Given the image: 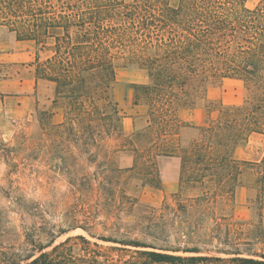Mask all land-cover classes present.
I'll use <instances>...</instances> for the list:
<instances>
[{
    "label": "trees",
    "instance_id": "obj_1",
    "mask_svg": "<svg viewBox=\"0 0 264 264\" xmlns=\"http://www.w3.org/2000/svg\"><path fill=\"white\" fill-rule=\"evenodd\" d=\"M247 1L0 0V26L17 39L34 40L36 61L39 51H50L37 63L36 76L55 83L52 103L64 113L61 121L45 123L42 129L54 130L61 148L68 130L86 151L92 146L104 150L109 135L117 140L115 150L133 153L130 167L109 159L103 161V169L87 173L84 187L78 189L80 215L66 217L65 227L52 233L48 243H31L22 249L24 254L7 253L4 264H264V252L201 247L192 241L202 227L194 209L234 202L240 184L258 191L250 221L259 228L258 238L264 236V157L256 162L235 156L251 134H264V0L253 7ZM120 58L148 72L147 82L134 85L137 109L130 134L123 133L115 95ZM225 78L243 82L241 103H220L216 116L207 107L200 125L181 119L182 109L199 105L209 84ZM186 128L197 134L183 141L181 131ZM171 156L181 161L178 187L172 201L165 199L159 213L149 217L157 226L149 233L152 239L123 235L119 217L123 209L129 211V203L126 207L120 197L129 201V175L135 180L133 192L145 186L161 188L158 161ZM12 200L16 208L18 203ZM138 201L133 195L131 207ZM111 203L115 209L106 211L105 205ZM181 213L184 217L177 225ZM184 223L187 230L181 231ZM75 229L121 247L103 246L82 233L53 245L59 235ZM77 241L79 255L74 253ZM116 250L122 254L114 257ZM124 253L131 255L126 258Z\"/></svg>",
    "mask_w": 264,
    "mask_h": 264
},
{
    "label": "rangeland",
    "instance_id": "obj_2",
    "mask_svg": "<svg viewBox=\"0 0 264 264\" xmlns=\"http://www.w3.org/2000/svg\"><path fill=\"white\" fill-rule=\"evenodd\" d=\"M256 3L257 0L247 1V5L250 7L255 6ZM2 30L3 34H7L8 29L6 27H2ZM116 46L121 47L120 44ZM49 54L50 51L48 50L39 51L38 61L35 58L32 63L35 74L37 63L44 61ZM23 69L25 70L24 65ZM12 71L7 66L0 65V72L5 74L6 77ZM116 74L115 95L122 114V120L125 117L129 120L130 117L133 131L135 128L133 115L135 109H137L133 101L134 85L147 82L148 72L146 68L120 58L117 61ZM39 79L40 81L37 82L35 87V94L37 95L35 110L30 115L7 126L6 129H0V264H4L3 262L6 261L7 253L24 254L25 251L21 252L22 249L26 248L27 245H31V243L35 245L48 243L52 233H57L65 227L63 220L66 217L74 214L80 215L83 210L79 200L82 191L78 189L84 187L86 175L88 177V174H92L96 169L100 170L105 167L103 161L110 159L120 167H130L133 164V153L129 149L115 150L117 140L109 135L106 136L107 144L102 151L93 146L86 151L81 143L75 142L73 134L69 133L68 130L64 135L66 140L62 144V148L58 146L55 140L56 132L50 128L43 130L42 125L61 121L64 111L61 107H56L52 103L54 97L53 87L45 82L46 79ZM228 88L235 95L237 90L240 89L242 102L244 98V84L242 81L222 80L212 82L208 86L206 99L196 106L203 108V111L205 110V118L207 107H212L210 111L214 110V114L218 113L219 104L222 102L213 97L220 90H227ZM53 109L56 112L51 115ZM183 110L179 112V115H183ZM41 111L47 112L42 113ZM123 133L130 134L125 131L124 124ZM195 134H197L196 129L188 128L181 131L183 141L189 140ZM104 153H107V156H103ZM7 158L11 161L10 164L7 162ZM169 158L161 157L159 159L160 170L163 161ZM99 164L100 167L98 168ZM107 174L110 175L111 173L108 172ZM10 179L14 180L13 184ZM133 182L135 180L129 175V192H127L129 201L127 198L120 197L121 202L125 203L123 205L127 207L129 203V211L123 209L120 212V233L129 236V238L151 240L152 237L149 236V233L157 229V226L151 223L149 217L155 212L159 213L165 199L172 201L171 195L177 190V187L171 190L165 189L163 185L161 188L145 186L142 191L133 192L131 189V183ZM136 194L139 201L137 206L132 208L131 199ZM12 199L18 203L16 208L13 206ZM101 200H103L102 197ZM234 203L235 199L234 202L229 204L222 201L207 205L206 209H194L193 212L197 218H201V220L197 219V222L199 221L202 227H199V230L193 235V243L201 247H225L241 251L249 249L248 251L251 253L264 252V236L261 239L258 238L259 228L255 222L241 221L233 217L231 219L233 208L231 206H234ZM18 205H23V208ZM252 205L254 211H256L255 200H253ZM107 206L105 205L106 211L115 209V204L111 203V206ZM224 215L227 216L226 219L222 218ZM183 217L184 215L181 213L177 219V225L179 219ZM184 225L186 226L181 231L187 230V224L184 223ZM81 233L91 241L102 243L103 246L117 245L121 247L119 243L99 240L82 229H75L59 235L53 245L63 241L68 236ZM51 247L52 245L45 250H50ZM128 248L135 249L134 247ZM81 252V243L77 241L74 246V253L79 255ZM119 253L122 254L121 251H113L114 257H117ZM124 254L126 258L131 255V253ZM254 257L259 258L258 256Z\"/></svg>",
    "mask_w": 264,
    "mask_h": 264
},
{
    "label": "crops",
    "instance_id": "obj_3",
    "mask_svg": "<svg viewBox=\"0 0 264 264\" xmlns=\"http://www.w3.org/2000/svg\"><path fill=\"white\" fill-rule=\"evenodd\" d=\"M0 26V65L7 66L11 73L6 77L0 72V129H6L15 121L30 115L37 106V95L35 94L37 78L32 63L37 56L38 48L34 40L17 39L14 32L2 33ZM23 65L25 70L23 69ZM224 80H241L236 78H225ZM55 90V83L45 80ZM210 98V97H209ZM215 99L221 100L223 104L241 103V91L237 94L230 92V89L220 90L214 95ZM211 112L212 116L217 114ZM181 119L192 125H200L205 120V110L195 107L184 109ZM126 132L132 131V119L129 117L123 120ZM188 129V128H186ZM235 156L239 159L260 162L264 157V134L253 133L247 143L240 145L235 150ZM181 161L179 157L171 156L161 164L162 185L165 189L178 187ZM256 188L247 184H240L235 193V203L231 214L235 219L250 221L254 218V210L251 201L257 197ZM262 225L264 229V202Z\"/></svg>",
    "mask_w": 264,
    "mask_h": 264
}]
</instances>
